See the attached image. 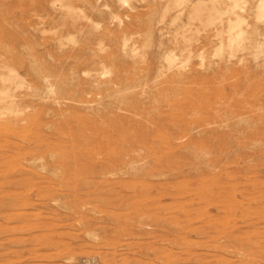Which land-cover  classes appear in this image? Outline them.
<instances>
[{"label":"rangeland","instance_id":"374dc122","mask_svg":"<svg viewBox=\"0 0 264 264\" xmlns=\"http://www.w3.org/2000/svg\"><path fill=\"white\" fill-rule=\"evenodd\" d=\"M40 1L0 0V74L18 79H0V264H264L254 1L221 53V23L189 24L187 2L69 0L72 29Z\"/></svg>","mask_w":264,"mask_h":264},{"label":"bare ground","instance_id":"6f19581e","mask_svg":"<svg viewBox=\"0 0 264 264\" xmlns=\"http://www.w3.org/2000/svg\"><path fill=\"white\" fill-rule=\"evenodd\" d=\"M23 0H18V2H22ZM50 1V3H52V4H58V3H60V6L62 7V8H65V10L66 11H63L64 13H63V15H61V17H59L58 19H57V21H58V23L60 22L61 24H63L64 26H68V27H70V28H72V29H74L75 28V25L76 24H74V22H73V19H78V18H75V16L76 15H80L81 16V14L85 11L84 9H83V11H82V13H80L79 12V14H77L76 13V11L74 12L73 10L74 9H72V7L74 6H79V5H77L76 3V5H72L70 2H68L69 0H43V1H40V5L41 6H43L44 5V3L46 2H49ZM66 1V2H65ZM72 1V0H71ZM85 1V0H84ZM123 4H127L128 3V5H129V0H120ZM250 2V0H167V7H165V10H166V12L168 11V9H170L172 6L173 7H178V6H182V4H184V3H188V23L189 24H191V23H193L194 21H199L200 23H203V24H205L206 26L207 25H215V24H217V22H220L221 23V29L219 28L218 29V36H219V40H220V42H219V44H218V48H217V52L218 53H221L223 50H224V48L225 47H233V46H236V45H238V44H240V42L244 39V37H245V29L243 28V25L246 23V18L244 17L245 15H243V12H244V10H245V7H246V4H247V2ZM251 1H254V2H251V3H255V12H254V15H255V18H256V20H258V19H261V18H264V0H251ZM44 2V3H43ZM74 2V1H73ZM1 3V2H0ZM17 3V2H16ZM85 3H87V4H92V0L91 1H89V0H87V2H85ZM8 4V3H7ZM53 5V6H54ZM84 5V4H83ZM92 5H94V4H92ZM90 6V5H89ZM25 7V6H24ZM81 7V6H80ZM80 7H79V9H80ZM91 7V6H90ZM183 7V6H182ZM16 8V7H15ZM18 8V7H17ZM36 8V7H35ZM34 8V9H35ZM76 8V7H75ZM85 8V7H84ZM94 8H95V5H94ZM164 8V7H163ZM186 8V7H185ZM252 8V7H251ZM72 9V10H71ZM30 10V9H29ZM59 10V9H58ZM251 10V9H250ZM25 12V11H24ZM245 13V12H244ZM252 13V12H251ZM250 13V14H251ZM19 14V13H18ZM48 14V13H47ZM89 15V14H88ZM3 16V15H2ZM181 16V14L179 13L178 15H176V17H175V20L176 19H178L179 17ZM251 16H252V14H251ZM82 17H84V15L82 16ZM86 17V16H85ZM249 17H250V15H249ZM57 18V17H56ZM258 18V19H257ZM31 19V18H30ZM55 19V18H54ZM180 19V18H179ZM12 20V19H11ZM22 20V19H21ZM86 20V19H85ZM175 20H173L174 22H175ZM224 20H226V26L222 23ZM261 20H263V19H261ZM75 21V20H74ZM88 21V20H87ZM259 21V20H258ZM6 22V21H5ZM89 22H90V20H89ZM75 23H76V21H75ZM187 23V24H188ZM2 24V23H1ZM15 24V23H14ZM81 23H79V25H80ZM247 24V23H246ZM93 25V24H92ZM186 25V24H185ZM247 25H249V24H247ZM17 26H20V25H18L17 24ZM56 26H57V24H56ZM81 26V25H80ZM182 26V25H181ZM197 26V25H196ZM58 27V26H57ZM87 27V26H86ZM179 27V26H178ZM185 27L186 26H184V29H185ZM89 28V27H88ZM90 28H91V26H90ZM197 28L199 29V27L197 26ZM44 29V28H43ZM42 29V30H43ZM62 29V28H61ZM80 30H81V28H79ZM63 30V29H62ZM94 30V29H93ZM148 30V29H147ZM178 30V29H177ZM257 30V29H256ZM79 31V30H78ZM188 31V30H187ZM186 31V32H187ZM25 32V31H24ZM183 32H185V30L183 31ZM254 32V31H253ZM21 33V32H20ZM95 33V32H94ZM109 33V32H108ZM14 34H16V33H14ZM53 35H54V33H52ZM55 34H56V31H55ZM66 34V33H65ZM87 34V33H86ZM60 35V34H59ZM108 35V34H107ZM184 35V34H183ZM250 35H253V34H250ZM61 36V35H60ZM97 36V35H96ZM99 36H102V35H99ZM185 36H187V35H185ZM6 37V36H5ZM58 37V36H57ZM181 37V36H180ZM253 37V36H252ZM79 38V37H78ZM102 38V37H101ZM122 38V37H121ZM249 38H250V36H249ZM68 39V38H67ZM192 39V38H191ZM251 39V38H250ZM256 40H257V38H255ZM62 40V39H61ZM189 40V39H188ZM254 40V39H253ZM64 41V40H63ZM102 41V40H101ZM100 41V42H101ZM81 42H83V41H81ZM86 42V41H85ZM186 42V41H185ZM257 42V41H256ZM260 42V41H259ZM255 44H257V43H255ZM263 44V43H262ZM10 45V44H9ZM12 45V44H11ZM85 45V44H84ZM252 45V44H251ZM60 46V45H59ZM59 46H58V48H59ZM91 46V45H90ZM243 46V45H242ZM89 47V46H88ZM87 47V48H88ZM185 47V46H184ZM255 47V46H254ZM57 48V47H56ZM102 48V47H101ZM257 49H258V47H256ZM255 48V49H256ZM2 50H3V47L1 48ZM6 49V48H5ZM4 49V50H5ZM32 49V48H31ZM60 49V48H59ZM248 49V48H247ZM10 50V49H9ZM34 50V49H33ZM72 50V49H71ZM259 50V49H258ZM257 50V51H258ZM263 50V52H264V49H262ZM10 52V51H9ZM60 52V51H59ZM91 52V51H90ZM262 52V53H263ZM16 53V52H15ZM20 53V52H19ZM7 54V53H6ZM11 54V53H10ZM32 54H33V52H32ZM17 55V54H16ZM20 55H21V53H20ZM27 55V54H26ZM74 55V54H73ZM85 55V54H84ZM83 55V56H84ZM102 55V54H101ZM6 56V55H5ZM12 56V55H11ZM22 56V55H21ZM58 56V55H57ZM62 56V55H61ZM69 56H70V54H69ZM82 56V55H81ZM86 56V55H85ZM175 54H169V55H167L166 56V60H167V62L169 63V64H171V65H173V64H175L174 63V61H176L175 60ZM16 57V56H15ZM18 57V56H17ZM34 57V56H33ZM73 57V56H72ZM222 57V56H221ZM220 57V58H221ZM8 58V57H7ZM3 59V58H2ZM18 59H19V57H18ZM26 59V58H25ZM32 59H34V58H32ZM42 59V58H41ZM114 59V58H113ZM15 60V59H14ZM24 60V59H23ZM59 60V59H58ZM116 60H118V59H116ZM8 61V60H7ZM6 61V62H7ZM32 61V60H31ZM40 61V60H39ZM76 61V60H75ZM4 62V61H3ZM6 62H4V63H6ZM11 62H13V60L11 61ZM25 62V61H24ZM41 62V61H40ZM40 62H39V64H40ZM46 62V61H45ZM21 63V62H20ZM43 63V62H42ZM2 64V63H1ZM18 64V63H17ZM16 64V65H17ZM35 64H36V62H35ZM44 64V63H43ZM78 64V63H77ZM113 64H114V62H113ZM3 65V64H2ZM2 65H1V67H2ZM36 65H38V64H36ZM50 65V64H49ZM13 66H15V65H13ZM26 66H29V65H26ZM56 66V65H55ZM105 66V65H104ZM114 66V65H113ZM6 67V66H5ZM18 67V66H17ZM41 67V66H40ZM47 67V66H46ZM52 66H50V68H51ZM115 67V66H114ZM21 68V67H20ZM22 68H24V67H22ZM32 68V67H31ZM36 68V67H35ZM43 68V67H42ZM49 68V67H48ZM57 68V67H56ZM171 68H172V66H171ZM26 69V68H25ZM44 69V68H43ZM110 69V68H109ZM35 70V69H34ZM117 70V69H116ZM119 70V69H118ZM125 70V69H124ZM225 70V69H224ZM15 71V70H14ZM14 71L13 70H10V73H9V75L8 76H6V78L4 77V74L3 75H1L0 74V76H1V78L0 79H2V81L3 82H8V83H10V84H14V86H15V84L17 85L18 84V79H17V76L14 74ZM26 71V70H25ZM32 71V70H31ZM105 71V70H104ZM107 71V70H106ZM227 71V70H226ZM51 72V71H50ZM71 72V71H70ZM108 72V71H107ZM28 73V72H27ZM43 74H44V72H42ZM74 73V72H73ZM109 73V72H108ZM42 74V75H43ZM46 74H48V73H46ZM45 74V75H46ZM71 74V73H70ZM118 74V73H117ZM174 74V73H173ZM177 74V73H176ZM175 74V75H176ZM220 74V73H219ZM7 75V74H6ZM65 75V74H64ZM127 76V75H126ZM178 76V75H177ZM116 77V76H115ZM117 77H118V75H117ZM204 77V76H203ZM225 78H227V77H225ZM77 79V78H76ZM117 79V78H116ZM228 79V78H227ZM234 79V78H233ZM237 79V78H236ZM20 80V79H19ZM39 80V79H38ZM45 80V79H44ZM63 80V79H62ZM101 80V78L100 79H95V81H100ZM180 80V79H179ZM56 81V80H55ZM103 82H107V83H111V82H114L113 81V79L111 80V79H108L107 81L105 80H102ZM115 81H124V80H120V78L118 79V80H115ZM134 81H136V80H134ZM120 82V83H121ZM222 82V81H221ZM224 82V81H223ZM21 83V82H20ZM47 83H48V81H47ZM59 83H61V82H59ZM100 83V82H99ZM106 83V84H107ZM125 83V82H124ZM195 83V82H194ZM206 84V83H205ZM210 84V83H209ZM229 84V83H228ZM35 85V84H34ZM42 85V84H41ZM1 86H2V84H1ZM60 86V90H59V92L61 93V94H59L60 96H61V98H64V96L66 95H72V93L69 91V89H68V87L66 88V87H64L62 84H60L59 85ZM106 86V85H105ZM125 86V85H124ZM5 88V87H4ZM55 88H56V86H55ZM55 88L51 85H48L47 86V88L46 89H48V93L49 94H52V93H56V90H55ZM9 90H10V88H9ZM12 90V89H11ZM34 90V89H33ZM84 90V89H83ZM112 90V89H111ZM243 91V90H242ZM4 92V91H3ZM8 92V91H7ZM120 92V91H119ZM74 93V92H73ZM10 93H6L5 94V92H4V95L3 96H5L4 98H7V97H9L10 98V95H9ZM77 94V93H76ZM75 93H74V95H76ZM87 94V93H86ZM120 95V94H119ZM121 95H122V93H121ZM11 96H13L12 94H11ZM43 96V95H42ZM49 96V95H48ZM54 96V95H53ZM169 96H171V95H169ZM68 97V96H67ZM123 97V96H122ZM128 97V96H127ZM162 97V96H161ZM71 98V97H70ZM244 98V97H243ZM117 99V98H116ZM242 99V98H241ZM15 100V99H14ZM71 100V99H70ZM86 100V99H85ZM84 100V101H85ZM93 100V99H92ZM157 100V99H156ZM53 101V100H52ZM169 101V100H168ZM5 102V101H4ZM55 104H57V106H58V104H59V101H58V98H56V100H54L53 101ZM74 102V101H73ZM166 102H167V100H166ZM3 103V102H2ZM158 103V102H157ZM16 102L15 101H13L11 104H10V106H11V113L12 112H18V106H16ZM51 104V103H50ZM121 104V103H120ZM101 105V104H100ZM8 107V106H7ZM9 108V107H8ZM8 108L6 109V110H8ZM62 108V107H61ZM60 108V109H61ZM53 109V108H52ZM58 107H57V111H58ZM59 109V110H60ZM119 109H121V108H119ZM70 110V109H69ZM50 111H51V109H50ZM61 111V110H60ZM59 111V112H60ZM62 111H63V109H62ZM71 111V110H70ZM175 112V111H174ZM56 114V113H55ZM58 114V113H57ZM60 115V114H59ZM72 115V114H71ZM63 116V115H62ZM66 116V115H65ZM65 116H63V118L65 117ZM101 116V115H100ZM61 117V116H60ZM68 117V116H67ZM99 117V116H98ZM94 118V117H93ZM102 118V117H101ZM64 119H66V118H64ZM68 119V118H67ZM105 119V118H104ZM62 120V119H61ZM91 120V119H90ZM65 121V120H64ZM63 121V122H64ZM59 121H57V123H58ZM67 123V122H66ZM85 123V122H84ZM83 123V124H84ZM96 123V122H95ZM53 124H55V123H53ZM107 124V123H106ZM60 125V124H59ZM69 124H67V126H68ZM128 125H129V123H128ZM66 126V125H65ZM82 126V125H81ZM148 126V125H147ZM180 126V125H179ZM55 127V126H54ZM79 127V126H78ZM53 128V127H52ZM149 128V127H148ZM179 129V128H178ZM90 131V130H89ZM181 131V130H180ZM185 133V132H184ZM66 134V133H65ZM79 134V133H78ZM99 134V133H98ZM174 134V133H173ZM56 135V134H55ZM71 135V134H70ZM175 135V134H174ZM41 137V136H40ZM74 138V137H73ZM76 139V138H75ZM42 140V139H41ZM73 140V139H72ZM84 141V140H83ZM86 141V140H85ZM41 142V141H40ZM73 142H74V140H73ZM129 143V142H128ZM75 146V145H74ZM59 152V151H58ZM51 153V152H50ZM53 154V153H52ZM127 154V153H126ZM57 155V154H56ZM58 155H60V154H58ZM137 155V154H136ZM76 156V155H75ZM55 157V156H54ZM62 157V156H61ZM60 157V158H61ZM33 158H36V157H33ZM40 158V157H39ZM12 159V158H11ZM42 159V158H41ZM36 160V159H35ZM75 160V159H74ZM60 161V160H59ZM6 163V162H5ZM11 163V162H10ZM53 163V162H52ZM55 163V162H54ZM53 163V164H54ZM131 163V162H130ZM9 165V164H8ZM8 165H6L7 167H8ZM45 165V164H44ZM10 166H11V164H10ZM13 166V165H12ZM76 166V165H75ZM9 169H10V167H9ZM54 169V168H53ZM8 170V169H7ZM58 170V169H57ZM10 171V170H9ZM56 171V170H55ZM59 172H60V170H58ZM62 174V173H61Z\"/></svg>","mask_w":264,"mask_h":264}]
</instances>
